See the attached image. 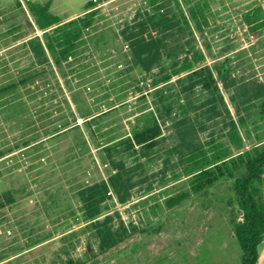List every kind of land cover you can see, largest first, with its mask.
Here are the masks:
<instances>
[{
	"label": "rangeland",
	"instance_id": "obj_1",
	"mask_svg": "<svg viewBox=\"0 0 264 264\" xmlns=\"http://www.w3.org/2000/svg\"><path fill=\"white\" fill-rule=\"evenodd\" d=\"M17 1L0 0V87L17 80L33 63L47 71L31 87L33 91L24 95V109L14 113L0 99V150L6 151L0 160V264H61L69 258L84 260L98 250V240L82 220L72 188L106 180L112 172L106 165L110 160H105L104 152L94 144L90 146L94 160L85 147L70 152L78 135L47 139L42 126L68 115L70 124H82L91 139L80 112L90 107L106 111L113 106L115 109L94 127L103 140L143 127L159 109L166 114L163 106L171 107L172 113L161 119V143L150 157L137 153L117 156L130 168L141 164L133 174L138 183L125 204L113 194L103 205V216L111 214L116 226L123 221L140 234L137 243L102 264H241L243 250L234 228L242 214L234 200V179H223L169 208V198L190 190L184 171L189 162L178 160V155L169 151L181 142L180 121L184 122L181 131L189 130L187 140L206 149L215 143H229V122L241 118L246 121L245 126H239L242 151L264 142V121L255 98L264 86V28L252 32L243 21L249 10L258 5L264 9V0H167L183 21V31L168 41L161 63L149 74L134 65L121 36L125 27L150 10L143 0H95L100 14L86 32L87 43L62 68L48 53L39 54L23 45L29 40L38 42L42 32L26 1L21 0L25 1L22 7ZM30 1L50 3V12L67 21L80 16L91 0ZM197 54L203 59L195 67L210 66L215 74L228 62L235 85L226 89L219 83L224 103L218 99L220 95L202 87L180 93L178 80L187 73L174 75L173 66ZM167 74L172 76L168 81L164 79ZM65 97L76 119L68 114ZM28 120L35 123L26 127ZM44 138L37 152L38 145L27 149L25 155V149L17 148L26 140L35 143ZM232 151L238 153L234 147ZM263 179L254 181L251 190L264 208ZM69 180L77 182L70 185ZM8 192L14 198L11 203L3 196Z\"/></svg>",
	"mask_w": 264,
	"mask_h": 264
},
{
	"label": "trees",
	"instance_id": "obj_2",
	"mask_svg": "<svg viewBox=\"0 0 264 264\" xmlns=\"http://www.w3.org/2000/svg\"><path fill=\"white\" fill-rule=\"evenodd\" d=\"M28 12L34 16L35 24L42 32V38L38 42L29 40L23 45L30 47L36 53L52 57L58 67H63V63L69 62L75 58L80 48L87 43L85 40L86 32L91 29L100 14L98 3L91 0L87 3L85 11L77 17L63 21L59 16L50 12V3L42 4L25 0ZM23 1V2H25ZM149 6L142 16H139L132 24L125 27L121 36L130 50L132 62L144 73H152L161 63L164 51L168 48V41L175 36L176 32L183 31L177 12L171 8L167 0H143ZM21 0L17 1V6L22 7ZM25 4V3H24ZM23 4V5H24ZM140 15V14H139ZM183 17H185L183 15ZM184 19V18H183ZM243 21L250 31L257 32L264 28V9L258 5L243 15ZM186 26H189L186 21ZM203 59L202 55H195L194 58L186 56L181 65L176 63L174 75L187 73L185 78H179L181 86L180 93L189 94L194 92L197 87H202L210 91L214 96L224 103L221 97V82L224 88L229 89L235 85L231 80V74L228 62H223L215 70L210 66L196 68L195 64ZM49 63V60L46 59ZM47 69L32 67L25 69L17 80L0 87V99L4 106L9 105L14 113L19 109H24L26 101L24 95L30 94L32 86L43 75ZM65 75V74H64ZM172 76L166 75L168 81ZM187 82V84H185ZM184 84V85H183ZM9 95L11 96L9 98ZM53 95L47 99H52ZM259 101L260 118L264 121V86L255 94ZM69 107L68 114L75 117L70 101L65 97ZM164 101V99H162ZM22 107V108H20ZM116 106L110 107L106 111H96L91 107L87 112H80L79 118L89 131L91 139L87 138L82 129V124L77 121L71 125L67 120L68 115H62L56 119L43 123L42 128L47 133V139L53 137L76 136L77 141L70 146V152L76 151L80 147H85L92 155L91 144L96 149L102 150L105 160H110L112 172L106 180H96L87 185H80L78 188H72L77 201L80 205L81 218L85 221L87 229L90 230L98 240V250L92 252L86 259L75 260L72 258L64 260L61 264H102L114 258L121 251L129 248L139 241L140 231L135 227L126 226L123 221L115 225V217L111 214L103 216V205L116 195L121 204H125L132 197V190L136 187L137 181H134L133 174L141 166L130 168L123 159L117 156L124 153L139 154L142 158L150 157V154L160 146V139L163 134L161 119L171 115V107L163 106L166 114H162L159 109L156 117L150 116L141 128H134L132 132L116 137L102 139L99 129L95 126L102 123L103 118ZM216 110V108H213ZM25 111H28L26 109ZM217 112L216 115H221ZM44 118H40L43 121ZM62 120V124H56ZM26 121V120H25ZM29 127L35 120H28ZM184 122H178L181 142L173 147L170 154L178 155V160H187L188 166L185 168V174L190 179V190L182 192L176 197L169 198L167 206L173 208L183 201L187 200L192 194H199L212 188L223 179H234V200L237 203L242 221L235 224V236L243 250L241 264H257L259 259V245L264 240V208L260 206L256 196L251 190L254 181L261 180L264 176V142L254 146L251 150L242 151L244 140L240 133L239 126H245L246 121L241 118L239 122L230 120L227 137L229 143L221 142L213 144L209 149L200 143L188 141L189 130L181 131ZM52 124V125H51ZM51 127V128H50ZM53 131L52 134H48ZM40 135V134H39ZM79 137V138H77ZM44 139L26 140L22 144H17V148L25 149L22 155L28 154L27 149L38 145L35 151L43 145ZM24 145L23 148L20 146ZM232 147L238 153L232 151ZM10 150V149H9ZM8 150V151H9ZM12 153V152H11ZM6 151L0 150V160L4 158ZM72 160V158H68ZM77 180H69L73 185ZM8 201H14L12 192L4 194ZM75 215V211H70ZM103 217V218H102ZM63 218H67L63 216Z\"/></svg>",
	"mask_w": 264,
	"mask_h": 264
},
{
	"label": "crops",
	"instance_id": "obj_3",
	"mask_svg": "<svg viewBox=\"0 0 264 264\" xmlns=\"http://www.w3.org/2000/svg\"><path fill=\"white\" fill-rule=\"evenodd\" d=\"M264 177V176H263ZM263 184L261 185V190L260 192L264 195V179H263ZM264 201V200H263ZM257 264H264V240L262 243L259 245V259Z\"/></svg>",
	"mask_w": 264,
	"mask_h": 264
}]
</instances>
